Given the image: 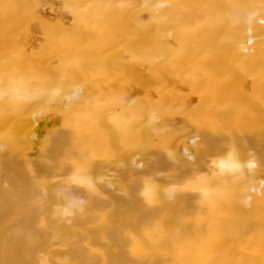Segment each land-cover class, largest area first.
<instances>
[{"label":"bare ground","instance_id":"1","mask_svg":"<svg viewBox=\"0 0 264 264\" xmlns=\"http://www.w3.org/2000/svg\"><path fill=\"white\" fill-rule=\"evenodd\" d=\"M0 264H264V0H0Z\"/></svg>","mask_w":264,"mask_h":264}]
</instances>
